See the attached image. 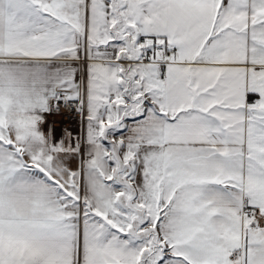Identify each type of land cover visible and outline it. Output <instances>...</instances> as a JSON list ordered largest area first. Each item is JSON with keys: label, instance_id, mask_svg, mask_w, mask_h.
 Masks as SVG:
<instances>
[{"label": "snow or ice", "instance_id": "obj_1", "mask_svg": "<svg viewBox=\"0 0 264 264\" xmlns=\"http://www.w3.org/2000/svg\"><path fill=\"white\" fill-rule=\"evenodd\" d=\"M0 264H264V0H0Z\"/></svg>", "mask_w": 264, "mask_h": 264}, {"label": "crops", "instance_id": "obj_2", "mask_svg": "<svg viewBox=\"0 0 264 264\" xmlns=\"http://www.w3.org/2000/svg\"><path fill=\"white\" fill-rule=\"evenodd\" d=\"M58 134H59V132H58Z\"/></svg>", "mask_w": 264, "mask_h": 264}]
</instances>
